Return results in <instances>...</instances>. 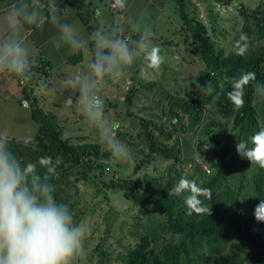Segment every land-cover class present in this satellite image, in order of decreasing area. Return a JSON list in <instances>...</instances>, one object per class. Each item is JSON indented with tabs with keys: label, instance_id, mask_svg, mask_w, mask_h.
<instances>
[{
	"label": "trees",
	"instance_id": "trees-1",
	"mask_svg": "<svg viewBox=\"0 0 264 264\" xmlns=\"http://www.w3.org/2000/svg\"><path fill=\"white\" fill-rule=\"evenodd\" d=\"M174 2L181 20L178 34L192 41L204 69L200 73L201 101L172 97L164 114L174 117L170 123L174 127L177 123L181 133H192L205 119L206 123L201 126L204 135L218 137L225 133L235 145L244 141L251 146L250 138L261 129L260 118L264 120V91L258 87L264 86V45L258 43L264 39V7H237L241 19L240 37L242 34L247 37L246 41H241L247 43L246 52L237 55L235 45L240 38L235 39L231 51L224 54L211 40L205 24L195 14L185 11L184 0ZM84 3L85 0H36L34 6L44 17H57L67 8H76L80 21L91 31L88 15L83 13ZM54 4L57 11L52 13ZM89 45L92 47V40ZM41 70L47 75L43 66L33 65L32 79L24 87L26 95L30 85L42 78ZM248 73H254L255 79L245 83L242 77ZM236 81L243 86L244 106L239 109L234 108L228 96ZM134 85L124 99L128 104L137 91ZM213 98L211 114V108L207 111L205 106L210 105ZM32 117L38 125L34 139L27 144L8 141L9 146L23 163H37L43 157H51L52 161L59 158L58 175L50 182L54 185L57 201L67 204L72 186L80 181L91 182L96 178L95 173L102 175L104 168L98 159H105L108 154L101 152L97 144L77 146L62 138L56 117L44 112L35 99ZM182 119L186 121L184 125ZM140 122L147 144V152H141L143 162L148 164L155 157L172 161V165L182 161L178 137L170 145L162 144L156 132L149 128L152 122L144 119ZM167 139L170 140L171 135ZM241 159L238 154L228 158L222 154L210 162L212 172L206 179H196L193 175L184 177L212 191L211 199L200 197L204 206L211 208L210 216L206 213L189 215L185 203L187 193L179 197L171 194L181 178L175 170L174 175L167 173L160 177L144 175L136 179L114 180L111 177L104 180L105 187L120 191L126 201L136 207H148L160 218H155L148 232L140 235L137 243L126 250L121 264H264V222L254 217L255 207L264 200V169L255 165L247 204L246 198L240 197L242 185L233 192L226 183L228 174L242 164ZM141 166L139 163L135 171Z\"/></svg>",
	"mask_w": 264,
	"mask_h": 264
},
{
	"label": "rangeland",
	"instance_id": "rangeland-1",
	"mask_svg": "<svg viewBox=\"0 0 264 264\" xmlns=\"http://www.w3.org/2000/svg\"><path fill=\"white\" fill-rule=\"evenodd\" d=\"M184 4L186 12L195 14L197 19L205 24L216 47L221 48L224 54H228L234 40L240 38L241 19L237 7L243 6L247 9L264 7V0H230L228 4L217 0H184ZM83 13L89 14L87 9H84ZM91 15L88 16L89 20L92 18ZM176 17H180L179 11ZM175 42V45L159 46L164 57V63L159 69L153 70L144 65L147 68L144 74L140 68L141 85L127 82V87L119 89L116 95H102L105 114L111 121L118 123L117 138L131 150V159L118 160L112 157L110 151L99 140L96 130L80 113L76 101L68 106L66 98L69 97L67 95L71 90L62 86L64 76L53 77L50 83L42 80L36 89L37 93L40 92L38 95H42L51 84V89L45 93L41 105L44 106L46 113L56 117L62 138L77 146L97 144L101 152L108 154L105 159H98V163L104 168L102 175L95 173L96 178L91 182L80 181L71 187V197L67 203L70 212L75 222L83 223L89 228L84 245L85 252L75 264H121L126 250L137 243L140 235L148 232L150 223L157 217L150 208L136 207L126 201L120 191L105 187L104 180L108 181L111 177L114 180H128L142 178L144 175L160 177L167 173L174 175L175 171L180 173V177L193 175L194 178L203 180L212 172L210 162L215 161L219 155L225 154L228 158L237 154L236 145L229 141L225 133L219 134L218 137L203 134L201 126L206 123L205 119L192 133H181L177 123L176 127L170 123L174 117L164 114L169 109L168 101L172 97L201 101L200 73L204 66L199 61L189 38L185 40L177 34ZM258 43L264 45V39ZM125 77L133 78L129 72L117 82L119 87L125 84ZM133 85L137 91L128 104L124 99ZM52 86L57 89L56 92L52 90ZM214 99L210 105L205 106L207 111ZM140 119L152 122L153 125L149 128L156 132V138L162 144L170 145L177 137L179 138L181 162L172 165V161L158 157L148 164L143 162L144 156L141 152H147V144ZM180 121L183 125L186 122L185 119ZM259 123L261 129H264L262 118ZM168 135H171L170 140L167 139ZM241 160L242 164L235 166L228 174L226 183L233 192L242 185L240 197L246 198L248 204V197L252 193L251 176L256 166L250 164L247 159ZM139 163L142 166L135 171Z\"/></svg>",
	"mask_w": 264,
	"mask_h": 264
},
{
	"label": "clouds",
	"instance_id": "clouds-1",
	"mask_svg": "<svg viewBox=\"0 0 264 264\" xmlns=\"http://www.w3.org/2000/svg\"><path fill=\"white\" fill-rule=\"evenodd\" d=\"M116 5L124 10L126 0H116ZM26 9L27 6L16 9L9 17L17 34L0 41V71L30 81L34 60L19 36V29L22 23L40 25L46 18L37 10ZM56 11L54 4L52 13ZM52 19L57 22L60 39L71 49L79 52L88 46V41L79 37L75 24L59 22L55 15ZM126 25L139 34L138 39L125 34ZM151 36L149 28L141 29L130 17L124 24L113 25L107 30L97 29L92 34L88 71L71 74L62 83L63 87L77 88L76 104L80 113L96 130L112 157L118 160L131 159L132 154L117 138L118 123L105 114L102 92L129 74L137 61H144L153 70L160 68L164 57L159 47L151 45ZM246 40L242 34L235 45L237 55L246 52L247 43H241ZM242 79L247 83L255 79V74L248 73ZM258 87L264 91V86ZM228 96L235 109L244 106L243 86L239 81L234 82ZM66 99L71 106V97ZM250 144L237 142V154L264 169V129L251 136ZM59 163V158L52 161L51 157H43L37 163H23L7 139H0V264H75L84 254L89 228L75 222L69 206L57 201L54 185L50 182L58 175ZM185 193L189 215H211V208L204 206L200 199H211L210 189L181 177L171 194L179 197ZM254 217L264 222V200L255 207Z\"/></svg>",
	"mask_w": 264,
	"mask_h": 264
},
{
	"label": "crops",
	"instance_id": "crops-1",
	"mask_svg": "<svg viewBox=\"0 0 264 264\" xmlns=\"http://www.w3.org/2000/svg\"><path fill=\"white\" fill-rule=\"evenodd\" d=\"M114 1L85 0L84 9L92 14V18L89 20L91 31L80 21L79 11L76 8H67L57 16L59 22L75 24L79 37L88 41V46L79 52L71 49L60 39L57 22L52 17H45V22L40 25L21 24L19 36L23 39L34 60L33 65L43 66L48 73L45 75V72L39 71L42 78L34 85H30V92L26 95L24 87L27 81L18 79L8 72L0 71V139L25 144L34 139L38 132V125L32 117L34 99L37 105L46 112L41 104L44 101L45 93L51 89V84H49L47 91L42 94L43 96L38 95L40 92L37 93L36 89H38L39 83L42 80L50 83L53 77L58 78L59 75L66 79L71 74L87 72L91 51L89 42L92 40V33L97 29L107 30L113 25L124 24L126 18L130 17L140 25L141 29L149 28L151 30V45L157 47L175 45L181 21L180 17H176L178 7L174 0H126L124 10L118 6L111 10L109 4ZM35 4L36 0H0V41L17 34L9 19L14 10L25 6H27V11L36 10ZM125 34L130 35L132 39H138L139 35L132 32L127 25ZM161 55L163 56L162 51ZM144 65H146L144 61H137L130 70V75L133 78L125 77V84L122 87H119L117 83L112 84L102 92V95H116L119 89L125 88L127 82L141 85L139 70L143 69L145 74L147 68ZM21 81L23 84L20 83ZM69 88L72 92L70 91L67 96H70L74 103L78 96V90L75 87ZM52 90L57 91L53 86Z\"/></svg>",
	"mask_w": 264,
	"mask_h": 264
},
{
	"label": "built area",
	"instance_id": "built-area-1",
	"mask_svg": "<svg viewBox=\"0 0 264 264\" xmlns=\"http://www.w3.org/2000/svg\"><path fill=\"white\" fill-rule=\"evenodd\" d=\"M116 7H117V5H116V0H115L114 2H111V3L109 4V8H110L111 10H114ZM20 83L23 84L22 81H21ZM25 106H26V104H25Z\"/></svg>",
	"mask_w": 264,
	"mask_h": 264
}]
</instances>
